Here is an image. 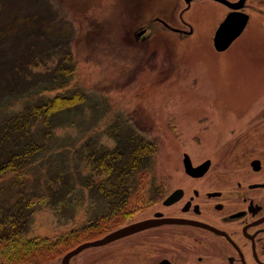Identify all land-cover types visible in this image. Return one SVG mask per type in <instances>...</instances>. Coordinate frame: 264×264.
I'll return each instance as SVG.
<instances>
[{"label": "rangeland", "instance_id": "1", "mask_svg": "<svg viewBox=\"0 0 264 264\" xmlns=\"http://www.w3.org/2000/svg\"><path fill=\"white\" fill-rule=\"evenodd\" d=\"M245 6H264V0H246ZM225 11L216 0H0V88L6 81L19 88L8 97L1 93L0 124L36 97L76 89L85 94L50 117L49 129L36 127L32 137L39 147L0 172V222L18 214L14 228L47 238L44 249L15 264H60L67 243L50 241L84 210L79 197L97 194L89 185L101 176L90 173L87 158L115 146L113 136L126 139L132 132L153 142L138 194L178 161L175 132L194 124L189 121L196 120L190 117L198 110L196 100L232 90L237 82L234 56L216 55L208 43ZM183 22L193 29L190 37L171 29ZM141 26L147 35L139 42L132 32ZM33 42L47 44L49 53L20 74L21 57L31 54ZM62 56L73 68L59 87L63 80L52 79L49 70ZM259 92L263 98L264 86Z\"/></svg>", "mask_w": 264, "mask_h": 264}, {"label": "flooded vegetation", "instance_id": "2", "mask_svg": "<svg viewBox=\"0 0 264 264\" xmlns=\"http://www.w3.org/2000/svg\"><path fill=\"white\" fill-rule=\"evenodd\" d=\"M245 4H224L208 36L214 54L233 55L239 64L232 90L196 100L198 110L190 116L196 120L189 121L194 124L175 132L178 161L148 180L145 194L137 193L138 178H121L100 179L104 185L96 195L79 197L84 210L67 222L60 264H264V97L258 94L264 86V6ZM228 14L243 27L219 48L215 32ZM156 21L168 26L160 17ZM183 24L171 29L190 37L191 25ZM146 32L141 26L132 35L142 42ZM192 126L197 130L188 131ZM147 220L65 257L79 244Z\"/></svg>", "mask_w": 264, "mask_h": 264}, {"label": "trees", "instance_id": "3", "mask_svg": "<svg viewBox=\"0 0 264 264\" xmlns=\"http://www.w3.org/2000/svg\"><path fill=\"white\" fill-rule=\"evenodd\" d=\"M34 33L35 35L38 34L36 31ZM30 45L34 49L30 55L25 54L24 57H21L18 67L20 74L25 69L29 70L39 64L43 56L49 53L45 43L40 44L38 42L37 45V42H33ZM30 47L27 51H29ZM63 56L49 70L51 71L50 77L52 79L55 81L58 79L63 80L58 82L59 87L67 83L68 75L73 68V63H70L69 57L68 61L66 60V64H63L66 59ZM43 65L46 66V64ZM63 75L67 76V78H62ZM11 76L17 77L14 73H11ZM14 89H16V83L11 82L8 84L6 81L3 85V90L0 88V95L3 93L4 96L8 97ZM18 90L19 88L15 91ZM19 96L26 97L27 95L22 93ZM84 98V92L77 89L70 94L56 93L52 96H41L38 99L36 97L30 103L25 101L27 104L19 111L12 112L6 116V119L0 124V172L11 167L16 160L24 161L32 151L39 147L40 142L32 137L36 127H39L38 130L49 129V125H51L50 117L81 102ZM113 137L116 139L115 146L109 150L102 151L98 157L95 153L87 158L90 173L100 175L101 180L139 179L145 177L146 165L151 164L148 158L153 154V142L145 140L132 132L129 133L126 139L120 136ZM125 142H127V146H125ZM98 185L99 183H96L93 188L90 185L89 187L96 191L104 183ZM110 185L112 184H108L107 188H110ZM108 193L111 192L109 191ZM18 218V214H15L14 220H3L0 222V264H12L18 259L31 255L34 251L44 249L46 246L44 241L47 238L38 236L26 237L23 235L22 229L14 228ZM63 237L64 233L58 234L50 241V245L61 241Z\"/></svg>", "mask_w": 264, "mask_h": 264}, {"label": "water", "instance_id": "4", "mask_svg": "<svg viewBox=\"0 0 264 264\" xmlns=\"http://www.w3.org/2000/svg\"><path fill=\"white\" fill-rule=\"evenodd\" d=\"M186 1L188 2L189 0H186ZM218 1L226 4L227 6H231V7L241 6L244 2V0H235V1L218 0ZM236 19H238V18L231 15V14H228L224 18V20H222V22L218 25V28L215 32V37H214V43L217 47H219V48L225 47L230 42V40L240 32V30L243 27V24L239 21H236ZM233 21H235V22H233ZM227 27L230 28L232 32L231 31L228 32ZM149 221L150 220L137 222V223L128 225L126 227H123L117 231L108 233L105 236H103L101 239H97V240H93V241H87V242H84L82 244H79L78 246H76L75 248H73L72 250L67 252L65 254V257L70 256L72 253L78 251L81 247L86 246L88 243L106 242V241L110 240L111 238H113L114 236H116V235H118L124 231H128V230L130 231L131 229H134L135 227H142L144 225H147V223Z\"/></svg>", "mask_w": 264, "mask_h": 264}]
</instances>
